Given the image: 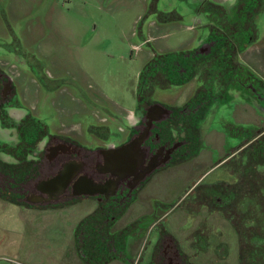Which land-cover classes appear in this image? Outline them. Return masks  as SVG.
I'll return each mask as SVG.
<instances>
[{
    "label": "flooded vegetation",
    "instance_id": "flooded-vegetation-1",
    "mask_svg": "<svg viewBox=\"0 0 264 264\" xmlns=\"http://www.w3.org/2000/svg\"><path fill=\"white\" fill-rule=\"evenodd\" d=\"M175 1H183L179 12L190 14L186 29L193 31L194 39L187 48L161 61L159 74L170 86L192 80L199 86L179 107L140 102L136 121L126 127L125 133L108 129L100 137L94 135L101 144L88 146L68 134L56 133L27 111L18 120H9L10 111L20 106L19 93L12 76L0 67V128L13 129L16 139L13 144L0 139V200L22 211L41 212L92 202L96 207L78 219L72 241L77 258L94 264H201V259L227 264L229 256H236V264H264V127L259 123L247 130L232 131L237 142L212 165L226 166L224 171L231 170L232 179L190 184L196 197L207 201L203 205L207 212L191 211L192 223L184 228L189 238L185 235L182 240L173 230L156 226V230L149 229L141 252L132 254L130 247L126 249V233L130 229L136 244L144 236L147 221L140 224V232L137 225L125 229L116 226L129 207L135 212L145 211L146 205L138 201L140 191L155 174L194 158L201 122L212 105L219 106L230 97L227 90H236L245 100L241 93L247 88L255 106L264 110V95L256 86L264 82L247 61L252 47L260 37L264 39V0ZM147 2V10L158 23L182 20L174 8L166 9L174 7L172 0H162L161 9L160 0ZM262 50L263 45L259 48ZM131 142L136 146L129 147ZM251 168L253 176L248 175ZM250 203L254 212L247 208ZM232 205L235 210L239 205L244 208L235 212ZM153 217L156 225L164 218ZM210 221L229 234L230 228L234 245L222 240L213 243L207 229ZM187 240L189 253L181 245Z\"/></svg>",
    "mask_w": 264,
    "mask_h": 264
},
{
    "label": "rangeland",
    "instance_id": "rangeland-1",
    "mask_svg": "<svg viewBox=\"0 0 264 264\" xmlns=\"http://www.w3.org/2000/svg\"><path fill=\"white\" fill-rule=\"evenodd\" d=\"M172 1L174 7L166 9L174 8L183 16L182 20L158 23L147 10V0H0V67L12 76L20 103L10 111L8 119L18 120L27 111L52 131L94 146L102 143L94 135L100 137L108 129L123 134L136 121L141 106L138 93L143 85L148 86L139 95L143 102L155 101L169 107L184 105L199 83L192 80L170 86L162 82L163 76L159 74L161 61L169 60L194 39L193 31L186 29L190 14L179 12L183 1ZM261 38L247 61L264 80V57L262 62L250 59V54L260 53L259 48L264 46ZM261 53L264 55L263 50ZM149 62L156 65L152 64L146 73L144 68ZM256 86L264 95V83ZM244 89L241 94L245 100L236 90L229 89L226 95L230 97L225 103L211 106L199 128L194 158L178 168L158 172L143 186L138 201L146 205L150 217L143 216V210L139 219L129 223L137 225L140 232V224L147 221L143 238L136 241L135 253L141 252L149 229L156 230V226L173 230L180 239L185 235L189 238L184 228L192 223L191 211L207 212L203 206L207 201L196 197L190 184L229 178L231 170L224 171L226 166L212 165L237 142L232 131L253 128L255 123L264 127V110L255 106L252 94ZM0 139L13 144L14 130L0 128ZM3 158L11 161L10 157ZM248 175H252V168ZM261 177L264 179L263 167ZM253 191L251 185L250 198ZM261 200L264 212V196ZM156 205L158 209H154ZM95 207L86 200L58 211H22L0 200V264H94L77 258L72 240L74 223ZM233 208L241 212L244 207ZM247 208L254 212L253 203L247 204ZM135 210L131 206L123 216L132 212L128 219H133ZM154 215L164 216L158 225ZM123 216L117 227L123 224ZM207 229L213 243L222 240L234 245L230 228L231 235L210 221ZM189 242H181L188 253ZM227 259V264L237 263L236 256ZM200 262L212 264L202 259Z\"/></svg>",
    "mask_w": 264,
    "mask_h": 264
},
{
    "label": "crops",
    "instance_id": "crops-1",
    "mask_svg": "<svg viewBox=\"0 0 264 264\" xmlns=\"http://www.w3.org/2000/svg\"><path fill=\"white\" fill-rule=\"evenodd\" d=\"M251 57L250 59H253V60H258V61H261L262 62V58L264 57V55L260 52H256L254 54H250ZM257 55V56H256ZM262 64V63H260ZM262 80V79H261ZM264 82V80H262ZM90 212H84L83 214H81V216H85V215H88ZM132 213V212H131ZM131 213H127L123 216V224H121L122 227L127 228V227H130L131 224H129L130 222L134 221L135 219L139 218V216H142L144 212H137V214H135L136 216L133 218V219H128L129 215H131ZM149 214V212H145L143 216ZM76 224V222L74 223ZM128 236L126 237L125 241H126V249L127 248H131V253L134 254L135 253V244L134 242H132V235H131V232H130V229L127 231ZM141 238V237H140ZM130 243H131V246H130Z\"/></svg>",
    "mask_w": 264,
    "mask_h": 264
},
{
    "label": "trees",
    "instance_id": "trees-1",
    "mask_svg": "<svg viewBox=\"0 0 264 264\" xmlns=\"http://www.w3.org/2000/svg\"><path fill=\"white\" fill-rule=\"evenodd\" d=\"M152 64L156 65V63H154V62H153V63H152V62L147 63L146 67L144 68V71H145L146 73H147L148 68L151 67ZM148 74H149V73H148ZM146 87H148V86H145V87H144V85H143V87L140 88V92L142 91V89H146ZM148 89H149V88H148ZM140 92L138 93V102H139L138 104H140V101H141V98L139 97V95L141 94ZM142 99H143V98H142ZM141 102H142V101H141Z\"/></svg>",
    "mask_w": 264,
    "mask_h": 264
},
{
    "label": "water",
    "instance_id": "water-1",
    "mask_svg": "<svg viewBox=\"0 0 264 264\" xmlns=\"http://www.w3.org/2000/svg\"><path fill=\"white\" fill-rule=\"evenodd\" d=\"M154 106L163 107V106H161V104H159V103H155ZM128 145H129V147H133V146H136V143H135V142H133V143L131 142V143H129ZM125 147H127V146H125Z\"/></svg>",
    "mask_w": 264,
    "mask_h": 264
}]
</instances>
